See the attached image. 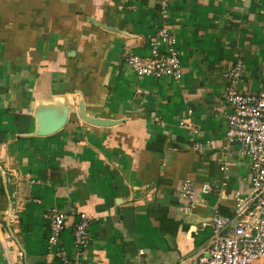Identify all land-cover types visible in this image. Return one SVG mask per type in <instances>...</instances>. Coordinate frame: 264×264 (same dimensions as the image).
Here are the masks:
<instances>
[{
	"label": "crops",
	"instance_id": "crops-1",
	"mask_svg": "<svg viewBox=\"0 0 264 264\" xmlns=\"http://www.w3.org/2000/svg\"><path fill=\"white\" fill-rule=\"evenodd\" d=\"M168 13L156 0H0V264H74L80 213L83 264H179L248 195L223 75L240 61L237 91L264 90V0H170ZM162 27L178 82L126 64ZM185 179L212 188L186 213ZM53 213L65 228L49 247Z\"/></svg>",
	"mask_w": 264,
	"mask_h": 264
},
{
	"label": "built area",
	"instance_id": "built-area-1",
	"mask_svg": "<svg viewBox=\"0 0 264 264\" xmlns=\"http://www.w3.org/2000/svg\"><path fill=\"white\" fill-rule=\"evenodd\" d=\"M156 1L160 14L168 20L170 0ZM149 46V55L146 57L136 54L126 57V64L131 71L137 77L180 81L183 74L182 64L175 47V39L168 29L162 27L150 40ZM241 75L240 61L223 75L228 82L224 96L228 109L225 138L236 145L249 161L250 191L246 196L234 195L230 215L224 216L216 212L208 224H203L211 227L209 241L199 252L179 264H264V90L246 94L237 91L236 83ZM195 147L201 149L203 145L198 143ZM211 192L209 184L202 183L197 188L192 180L185 179L179 187L180 197L184 201L179 210L184 213L191 211L201 195ZM219 196L224 198L221 193ZM90 220L87 214L80 213L79 222L73 230V246L77 259L74 264H83L78 256L90 244L91 237L87 230ZM64 228L65 215L53 213L49 217V247L59 245ZM57 256L64 262L70 258L61 249L57 251Z\"/></svg>",
	"mask_w": 264,
	"mask_h": 264
},
{
	"label": "water",
	"instance_id": "water-1",
	"mask_svg": "<svg viewBox=\"0 0 264 264\" xmlns=\"http://www.w3.org/2000/svg\"><path fill=\"white\" fill-rule=\"evenodd\" d=\"M100 124H102V123H100Z\"/></svg>",
	"mask_w": 264,
	"mask_h": 264
}]
</instances>
